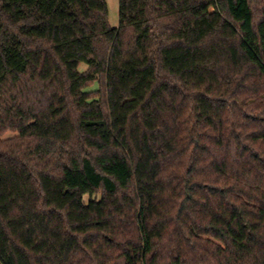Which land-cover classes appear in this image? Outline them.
I'll list each match as a JSON object with an SVG mask.
<instances>
[{"label": "trees", "instance_id": "1", "mask_svg": "<svg viewBox=\"0 0 264 264\" xmlns=\"http://www.w3.org/2000/svg\"><path fill=\"white\" fill-rule=\"evenodd\" d=\"M108 15L0 0V264H264V0Z\"/></svg>", "mask_w": 264, "mask_h": 264}, {"label": "rangeland", "instance_id": "2", "mask_svg": "<svg viewBox=\"0 0 264 264\" xmlns=\"http://www.w3.org/2000/svg\"><path fill=\"white\" fill-rule=\"evenodd\" d=\"M108 11H109V21L112 27L119 26V0H107ZM84 69L85 66H82ZM99 87L98 84H94L90 90L95 91ZM8 136H13V133L8 134Z\"/></svg>", "mask_w": 264, "mask_h": 264}]
</instances>
